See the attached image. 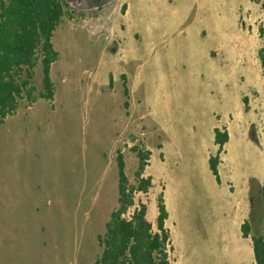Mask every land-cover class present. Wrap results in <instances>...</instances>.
Instances as JSON below:
<instances>
[{"label":"rangeland","instance_id":"374dc122","mask_svg":"<svg viewBox=\"0 0 264 264\" xmlns=\"http://www.w3.org/2000/svg\"><path fill=\"white\" fill-rule=\"evenodd\" d=\"M263 25L260 0L69 3L54 100H23L0 125V264H94L118 151L134 182V145L151 150L154 186L136 199L154 223L163 190L172 264H254L241 224L264 233ZM216 127L229 133L220 153Z\"/></svg>","mask_w":264,"mask_h":264},{"label":"trees","instance_id":"16d2710c","mask_svg":"<svg viewBox=\"0 0 264 264\" xmlns=\"http://www.w3.org/2000/svg\"><path fill=\"white\" fill-rule=\"evenodd\" d=\"M260 4L264 9V0ZM68 8L67 0H0V125L17 111L23 100L28 106L38 98L54 100L56 88L51 67L59 52L52 37ZM125 8L123 5V12ZM259 33L262 46L258 55L264 82V25ZM37 67L41 69L39 90L33 81ZM124 85L127 95L128 88ZM214 132L220 153L229 133L219 127ZM132 150L138 159L134 182L126 173L123 153L118 151V206L111 211L104 232L97 236L100 252L94 264H172L173 246L166 225L168 210L163 190L157 197L158 214L154 223L147 218V203L136 199L137 194H146L153 187L152 177L145 174L151 150L139 145H134ZM219 153L209 157L211 172L218 181ZM251 230V221L245 220L241 231L243 237L251 235L254 264H264V233L251 234Z\"/></svg>","mask_w":264,"mask_h":264},{"label":"flooded vegetation","instance_id":"af4514ba","mask_svg":"<svg viewBox=\"0 0 264 264\" xmlns=\"http://www.w3.org/2000/svg\"><path fill=\"white\" fill-rule=\"evenodd\" d=\"M88 8L96 9L101 8L102 5L108 4L111 0H83Z\"/></svg>","mask_w":264,"mask_h":264},{"label":"water","instance_id":"95a60500","mask_svg":"<svg viewBox=\"0 0 264 264\" xmlns=\"http://www.w3.org/2000/svg\"><path fill=\"white\" fill-rule=\"evenodd\" d=\"M70 4H72L75 7L86 9L88 8L83 0H68Z\"/></svg>","mask_w":264,"mask_h":264},{"label":"crops","instance_id":"0c3cea01","mask_svg":"<svg viewBox=\"0 0 264 264\" xmlns=\"http://www.w3.org/2000/svg\"><path fill=\"white\" fill-rule=\"evenodd\" d=\"M149 164H150V162H149ZM147 168V167H146ZM145 174H146V169H145ZM146 175H148V174H146ZM151 176V175H150ZM220 176V175H219ZM152 177V176H151ZM153 179V178H152ZM153 186H154V181H153ZM168 216H169V213H168ZM168 219V218H167ZM245 219V218H244ZM167 221V220H166ZM243 236V235H242ZM246 238V237H245ZM252 243V242H251Z\"/></svg>","mask_w":264,"mask_h":264}]
</instances>
